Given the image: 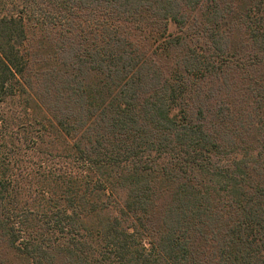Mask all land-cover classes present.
Masks as SVG:
<instances>
[{"label": "trees", "instance_id": "obj_1", "mask_svg": "<svg viewBox=\"0 0 264 264\" xmlns=\"http://www.w3.org/2000/svg\"><path fill=\"white\" fill-rule=\"evenodd\" d=\"M0 264H264V0H0Z\"/></svg>", "mask_w": 264, "mask_h": 264}]
</instances>
